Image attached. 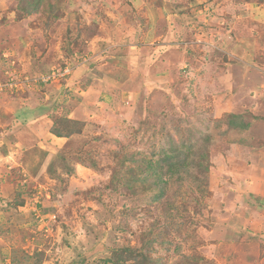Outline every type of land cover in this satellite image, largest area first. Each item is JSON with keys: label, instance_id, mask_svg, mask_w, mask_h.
Segmentation results:
<instances>
[{"label": "rangeland", "instance_id": "374dc122", "mask_svg": "<svg viewBox=\"0 0 264 264\" xmlns=\"http://www.w3.org/2000/svg\"><path fill=\"white\" fill-rule=\"evenodd\" d=\"M3 53L0 93L36 88L33 77L72 85L53 118L71 140L38 145L37 170L1 134L0 264H247L264 253L225 246L229 229L264 233L249 222L264 185L239 183L264 161V0H0ZM229 113L249 127L231 129ZM169 152L187 160L171 177L163 164L166 196L131 192L143 160Z\"/></svg>", "mask_w": 264, "mask_h": 264}, {"label": "crops", "instance_id": "0c3cea01", "mask_svg": "<svg viewBox=\"0 0 264 264\" xmlns=\"http://www.w3.org/2000/svg\"><path fill=\"white\" fill-rule=\"evenodd\" d=\"M5 56L7 55L3 53L0 57V72H5L6 66H10ZM5 73L8 72L6 71ZM7 77L8 75L4 77L3 81H5ZM76 77H78V75H76ZM33 78H35L34 80L37 83L36 88L21 93H19L18 90L16 93H0V138L3 137L1 134H7L6 137L10 140V134L14 133V136L11 137V139L15 140L12 148L15 149V153H18L19 158H17L19 160L22 158V163L24 164H33L32 170L34 171L39 167L38 161H36L38 155H43V153H38V145H44L45 147L48 145L50 147L49 150L61 151L62 148L67 145V142L71 140V138H67L66 136H57L53 133L52 128L54 127L53 118L61 109L59 107V102H62L60 99L62 97V92L66 87H70L72 84L70 85L68 83L63 85V82H58V84L44 83L37 77ZM64 104L66 108L68 102L65 101ZM77 109L72 108L70 113H66L67 117L74 120H81L80 117L82 116V112H77ZM260 115L262 118L260 120L264 121L263 114ZM251 120L253 121L254 119ZM242 143L243 142L240 141L236 144ZM259 149L263 152L264 147H259ZM52 151L51 153H53ZM252 154L253 152L250 151L248 156L250 157ZM44 156L48 161L50 157L45 154ZM257 162L259 163L257 169L245 172L240 178L239 183L247 184V186L243 184L247 189L253 186V184L251 185L253 181H257V186L264 185V164H262L264 161H256V164ZM254 195L258 200H261V207L257 209L258 212H256V215H252V218H249L250 220L247 219V221L257 220L259 225V221L261 224L264 222V194L257 192V196L256 194ZM248 216L249 215H247V217ZM235 232L236 231H231L229 229V234L227 233L226 236L228 240V242L226 241L225 243L226 247L227 245L233 248H236L237 245L240 247L257 246L258 248L262 247L264 251V233L262 231L257 232L256 230H248L247 235L244 236L241 233L238 234ZM256 259V263L247 262V264H264V253ZM244 260L246 259L242 260V256H240L239 259H233L232 263L242 264Z\"/></svg>", "mask_w": 264, "mask_h": 264}, {"label": "trees", "instance_id": "16d2710c", "mask_svg": "<svg viewBox=\"0 0 264 264\" xmlns=\"http://www.w3.org/2000/svg\"><path fill=\"white\" fill-rule=\"evenodd\" d=\"M38 9H40L39 3L32 2L29 3V7L26 8V11L32 14L35 13ZM226 117L227 119L225 120V122L223 120L222 122L226 123L231 129L244 130L249 127V122L247 123L245 121L243 114L229 113ZM67 120H69V122L71 123H77V121L74 119L67 118ZM52 130L53 133H55L57 136H66V132L59 128L55 127L52 128ZM173 156L174 154L172 152H169L165 154L161 160L153 161L150 159H144L143 161L146 163V167L144 169L139 168V172H137V175L130 179L131 181H125L131 192L136 191L139 186L145 185L143 188H145L146 190L151 189L156 191V194L153 196L154 201L162 200L163 197L166 196L167 191L171 189V181L166 177L167 172H163V164L165 163V165L167 166L168 174H170L169 177H171L172 173L176 171L175 168L177 169L178 166L185 164L187 160L186 158L181 162H174L172 160ZM184 180L186 179L183 176H180L179 183H182ZM168 204L172 208L176 206L172 201H168Z\"/></svg>", "mask_w": 264, "mask_h": 264}, {"label": "built area", "instance_id": "2783aa9c", "mask_svg": "<svg viewBox=\"0 0 264 264\" xmlns=\"http://www.w3.org/2000/svg\"><path fill=\"white\" fill-rule=\"evenodd\" d=\"M8 82H10V81H8ZM10 83H6V84H4V86L2 87V89H4L6 86H8Z\"/></svg>", "mask_w": 264, "mask_h": 264}]
</instances>
